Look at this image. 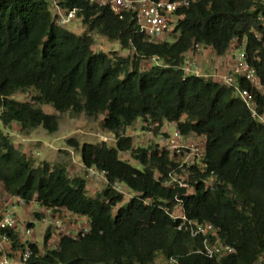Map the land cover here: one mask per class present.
I'll use <instances>...</instances> for the list:
<instances>
[{
	"label": "trees",
	"instance_id": "16d2710c",
	"mask_svg": "<svg viewBox=\"0 0 264 264\" xmlns=\"http://www.w3.org/2000/svg\"><path fill=\"white\" fill-rule=\"evenodd\" d=\"M54 1L65 11L74 9L85 28L81 34L56 25L47 0H0L1 128L16 124L22 135L36 128L55 132L58 117L42 112L37 105H43L59 114L100 116L99 130L112 135L113 145L65 141L79 153L82 168L105 173L106 185L91 197L82 176L68 177L62 165L33 166L0 130L2 196L87 219L86 234L74 240L61 237L56 249L44 250L30 264H151L158 257H173L181 264L260 262L264 124L250 117L231 88L184 77L180 65L183 53L193 46L222 57L232 39L244 38L246 60L259 85L238 79L237 86L251 92L257 113L264 115V25L258 21L264 10L255 0H199L177 11L171 43H147L130 13L119 19L107 7L87 0ZM92 31L128 53L109 57L92 52L87 34ZM152 57L159 65L141 70V62ZM27 92L29 101L11 98ZM163 121L174 122L182 134L205 137L206 171L180 173H186L188 189L164 187L167 174L176 172L172 159L164 153L158 156L152 144L133 146L130 132L125 133L134 123L137 129L141 123ZM125 152L138 168L119 158ZM209 172L212 189L203 182ZM113 183L132 196L123 199L112 190ZM144 199L152 201L143 205ZM176 208L187 219L214 227V238L233 247L234 253L218 260L198 253L200 239L177 231L179 221L167 214ZM48 236L46 231L44 241Z\"/></svg>",
	"mask_w": 264,
	"mask_h": 264
},
{
	"label": "built area",
	"instance_id": "2783aa9c",
	"mask_svg": "<svg viewBox=\"0 0 264 264\" xmlns=\"http://www.w3.org/2000/svg\"><path fill=\"white\" fill-rule=\"evenodd\" d=\"M89 4L96 6H105L110 12L119 19L124 13H130L133 16L134 23L139 32H141L147 43H155L161 39L169 37L177 22V11L188 7L199 0H87ZM260 9L264 10V0H255ZM48 11L51 19L58 26L66 27L71 21L75 20L74 9L65 11L60 8L56 1L47 0ZM258 21L264 25V15L258 16ZM229 59L231 61L230 69L218 75L213 69L204 71L201 66V54L204 51L202 46H193L186 50L182 56L180 65L181 74L184 77L193 76L209 79L219 85L229 87L234 95L240 99L250 117L259 123L264 124V115L257 113V104L250 91L239 89L237 80L240 79L252 87L259 85L255 69L246 60L244 50L245 40L232 39ZM152 64L159 65L155 57L149 59ZM137 135L129 133L127 136L132 138L133 144L139 147L141 142H150L156 147L157 155L166 154L175 164L176 172L167 174V178L162 181L166 188L188 189L190 184L184 173L192 170L198 173L206 171L205 162V137L204 135L182 134L174 122L163 121L161 124L141 123L137 126ZM155 130V132H154ZM139 137V139L137 138ZM149 144V143H148ZM128 154V152H125ZM120 153V154H125ZM82 178L84 180V189L89 194L95 190L103 189L106 185L105 173L98 171L93 167L82 168ZM178 171V172H177ZM209 178L203 182L208 189H212L213 184ZM112 190L130 198L132 194L124 188L123 185L113 183ZM152 200L144 199L143 205H149ZM32 207L26 206L22 199L16 196L5 195L0 199V264H30L39 253L44 250H53L57 248L61 237H69L74 240L82 237L88 231L87 219L83 216H77L66 213L60 208L38 209L33 212L32 218L35 222L50 221L53 225L49 231L48 238L44 241L42 235L41 245L37 243L34 235V225L32 222L24 220L27 217L26 209ZM20 210L23 215H19ZM171 220L179 221L175 229L186 232L191 238H199L201 247L197 251L208 259L218 260L229 254L234 253L233 247L218 242L214 236L216 230L208 223H197L194 220L187 219L182 211L175 209L167 212ZM75 222V224L73 223ZM74 224V225H73ZM151 264H181L176 258L158 257ZM255 264H264V257Z\"/></svg>",
	"mask_w": 264,
	"mask_h": 264
},
{
	"label": "rangeland",
	"instance_id": "374dc122",
	"mask_svg": "<svg viewBox=\"0 0 264 264\" xmlns=\"http://www.w3.org/2000/svg\"><path fill=\"white\" fill-rule=\"evenodd\" d=\"M66 29L69 32H73L78 35L84 31V26L78 22V20H73L67 24ZM87 34L92 39L91 51L92 52H102L109 57H124L126 50H121L119 46L111 41H108L105 37L97 34L96 32H87ZM174 37L171 35L165 38V41L171 43ZM225 56H229V53H225ZM152 63L149 59L141 62V70H145ZM15 101L23 102L29 101V93H16L11 97ZM42 112L45 114H53L58 117L57 130L53 133H46L41 128H36L30 131L27 135H22L17 131V125L12 124L9 129H2L0 125V130L3 134H6L12 141V144L20 152H22L29 160H31L33 166L40 165L41 163H47L49 165H62L66 169L68 177L82 176L83 169L80 164L79 153L73 148L68 147L65 143L67 139L74 140L78 145L82 143H99L104 142L107 146L113 145V137L110 134L102 133L99 130V122L101 117L89 118L83 115L72 116L69 113H56L50 107L37 105ZM135 124V123H134ZM131 126V129L126 130L125 133H132L137 135V130L135 125ZM139 139V137H137ZM151 144L149 141L141 142V146H148ZM133 144V142H132ZM148 144V145H147ZM133 146H136L133 144ZM120 159L129 162L134 168H138L133 160L129 158V153L119 156ZM88 196L95 197L98 193V189L94 191V194H89L85 191ZM129 194H131L129 192ZM2 193L0 192V199L2 198ZM127 199L124 196L123 199ZM124 202V201H123ZM32 207L26 209L27 217L24 220L32 222L34 225V235L37 243L41 245L42 235L47 229L52 230L53 225L50 221L35 222L32 218L33 212H37L39 207L35 203L30 204ZM120 204L116 205V207ZM115 210V209H114ZM113 210V211H114ZM19 215H23L20 210H17ZM75 224V222H73ZM73 224V225H74Z\"/></svg>",
	"mask_w": 264,
	"mask_h": 264
},
{
	"label": "crops",
	"instance_id": "0c3cea01",
	"mask_svg": "<svg viewBox=\"0 0 264 264\" xmlns=\"http://www.w3.org/2000/svg\"><path fill=\"white\" fill-rule=\"evenodd\" d=\"M200 62L204 71L213 69L218 75L226 73L231 67L229 56L214 57L206 51L202 52Z\"/></svg>",
	"mask_w": 264,
	"mask_h": 264
}]
</instances>
